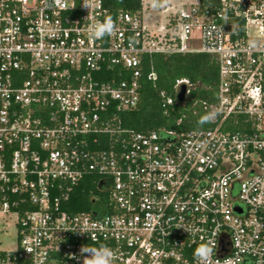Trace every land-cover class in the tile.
Returning <instances> with one entry per match:
<instances>
[{"label":"built area","instance_id":"built-area-1","mask_svg":"<svg viewBox=\"0 0 264 264\" xmlns=\"http://www.w3.org/2000/svg\"><path fill=\"white\" fill-rule=\"evenodd\" d=\"M64 2L0 0V215L15 217L18 237L0 264H82L72 257L88 244L111 247L118 264H195L209 241L221 264H264V0L184 4L156 29L144 6ZM106 15L116 31L90 40ZM198 53L218 67L214 100L199 102L217 113L212 126L125 127L144 80H157L145 58ZM183 85L186 102V79L160 93L166 116L185 104ZM88 179L98 194L74 211Z\"/></svg>","mask_w":264,"mask_h":264},{"label":"trees","instance_id":"trees-1","mask_svg":"<svg viewBox=\"0 0 264 264\" xmlns=\"http://www.w3.org/2000/svg\"><path fill=\"white\" fill-rule=\"evenodd\" d=\"M105 2L114 13H139L143 10L142 0H105ZM145 63L147 71L150 67L154 68L157 80L155 82L144 80L140 107L121 115L125 127L137 132H150L162 127L190 130L212 126L208 122L199 123L200 118L206 114L199 102L214 100L218 85V67L215 58L205 53L154 55L146 57ZM183 79L188 80L192 85L190 95L184 105L178 104L175 112L166 116L160 93L166 92L167 95L174 96L177 81ZM194 111H197V116H194ZM183 114L187 115V119L183 121L181 127H178L177 121ZM92 181V179L86 180L77 189L74 199L77 198L78 201L72 204L74 211L90 209V196L98 194V186Z\"/></svg>","mask_w":264,"mask_h":264},{"label":"clouds","instance_id":"clouds-1","mask_svg":"<svg viewBox=\"0 0 264 264\" xmlns=\"http://www.w3.org/2000/svg\"><path fill=\"white\" fill-rule=\"evenodd\" d=\"M60 7L66 8L64 0H55ZM101 0H83V7L88 10V13L100 6ZM169 0H149V4L153 9H158L166 6ZM116 31V23L111 15H106L103 20H95L88 28V38L90 40H102L107 36H111ZM250 47L255 49L257 44L255 41L249 42ZM217 113L209 112L200 118L199 123L203 124L211 122ZM83 233L82 231H80ZM216 247L211 241L199 244L194 252L193 257L195 264H221V260L213 259V254L216 252ZM28 253H33L34 249L31 246L25 248ZM73 259L81 260L82 264H118L117 253L109 246L100 244L99 246L84 245L80 249L79 256H73ZM223 264H232L231 258L223 260Z\"/></svg>","mask_w":264,"mask_h":264},{"label":"rangeland","instance_id":"rangeland-1","mask_svg":"<svg viewBox=\"0 0 264 264\" xmlns=\"http://www.w3.org/2000/svg\"><path fill=\"white\" fill-rule=\"evenodd\" d=\"M188 1H193L197 3L202 0H169V3L158 9H153L149 0H145L143 3V19L144 23L148 26L156 25V23H161L164 21L165 15L162 14V9H166L172 5L176 9L182 7L184 3ZM173 11H169L171 14ZM18 244L17 229L15 227V217L8 215H0V251H14Z\"/></svg>","mask_w":264,"mask_h":264},{"label":"water","instance_id":"water-1","mask_svg":"<svg viewBox=\"0 0 264 264\" xmlns=\"http://www.w3.org/2000/svg\"><path fill=\"white\" fill-rule=\"evenodd\" d=\"M187 96V87L183 85L177 94L176 98L179 103H184Z\"/></svg>","mask_w":264,"mask_h":264},{"label":"crops","instance_id":"crops-1","mask_svg":"<svg viewBox=\"0 0 264 264\" xmlns=\"http://www.w3.org/2000/svg\"><path fill=\"white\" fill-rule=\"evenodd\" d=\"M199 2V1H198ZM190 3H193V1H188V3H184V4H190ZM183 4V5H184ZM166 9H169L168 10V12H164V10L165 9H162V14L163 15H165V17L167 16V14H169V11L171 10V11H175V10H177L175 7H174V5H172V6H170V7H168V8H166ZM164 20H165V18H164ZM164 23V21L163 22H161V23H156V25H152V26H148V27H150V28H154V29H156V28H158V26H160V25H162Z\"/></svg>","mask_w":264,"mask_h":264}]
</instances>
